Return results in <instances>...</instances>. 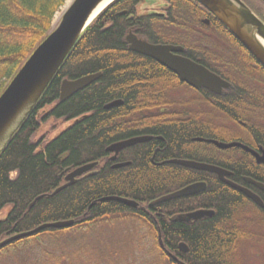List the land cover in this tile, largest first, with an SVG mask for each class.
I'll list each match as a JSON object with an SVG mask.
<instances>
[{
	"label": "trees",
	"instance_id": "trees-1",
	"mask_svg": "<svg viewBox=\"0 0 264 264\" xmlns=\"http://www.w3.org/2000/svg\"><path fill=\"white\" fill-rule=\"evenodd\" d=\"M64 1L0 0V93L50 31L51 19ZM143 1L147 0H114L96 15L0 151V209L11 206L0 220V241L44 223L73 220L69 227H49L15 240L1 247L0 254L23 244L39 245L45 238H57L60 247L69 246L78 234L87 236L97 227L134 220L146 226L153 236L159 264H181L180 261L236 264L237 241L246 238V233L239 235L233 217L241 206H247L243 196L219 182L212 173L174 164L157 166L150 158L157 144L165 148L164 157L184 154L182 147L188 144L191 135L218 140L245 139L238 135L227 139L206 128L196 129L191 121L171 122L167 120L171 115L158 113L159 107L173 99L171 92L187 84L153 59L129 50L126 36L131 32L152 43L180 44L185 55L196 57L211 71L228 78L236 97L224 98L210 92H205V96L209 101L230 104L226 108H214L224 113L220 119L244 121L249 131L262 126L258 113L264 112V106L254 104L258 101L244 105L248 99L242 97L241 87L254 92V80L259 74L264 78V67L196 0H163L166 6L162 11L138 14L136 6ZM258 8L264 13L263 8ZM258 8L256 12L262 17ZM205 18L209 19V25L203 22ZM206 38H214L208 46L213 53L201 47ZM218 38L222 46H218ZM206 55L215 57L221 67L203 62L201 57ZM94 73H100L96 80L59 100L62 80ZM115 100L121 103L105 108ZM50 118L76 120L51 140L43 144L34 141V133ZM141 135H151L152 139L121 150L115 162L129 164L112 167L114 162L106 148ZM92 162H97L92 169L94 174L81 175L71 185L52 193L65 183L68 172ZM213 164L234 170L236 177L242 174L264 182L262 175L254 172L253 165L230 161ZM192 179L209 182L202 196L188 203L167 197L168 192ZM106 196L127 198L138 205L131 207L115 200H101ZM196 203L213 208V215L191 225L184 219L169 218L185 215L183 212ZM159 209L164 215L154 218L151 213ZM158 233L164 249L159 245ZM179 243L185 244L187 251L180 250ZM45 251L50 253L48 264L59 259L60 250ZM67 255L61 252L63 264H73Z\"/></svg>",
	"mask_w": 264,
	"mask_h": 264
},
{
	"label": "water",
	"instance_id": "water-1",
	"mask_svg": "<svg viewBox=\"0 0 264 264\" xmlns=\"http://www.w3.org/2000/svg\"><path fill=\"white\" fill-rule=\"evenodd\" d=\"M103 0H72L62 11L58 23L51 27L47 35L33 49L30 55L25 59L15 74L9 79L6 86L0 93V151L4 148L12 135L15 133L27 113L36 104L45 88L66 59L72 48L79 40L81 34L86 27L96 17V15L104 9L102 8L95 16L91 15L95 8ZM210 14H212L240 43V45L249 52L252 57L264 67V22L241 0H196ZM264 4V0H261ZM204 23L208 20L203 19ZM128 49L147 56L169 71L173 72L180 81L187 85L199 89L219 93L221 88L229 87V83L221 79L218 75L211 72L203 65L196 63L186 57L179 55L182 47L164 44H150L143 39L138 38L129 32L126 36ZM100 73L89 74L73 80L64 79L60 85L59 100L63 101L79 89L89 85L99 77ZM120 100L112 101L105 105V108L120 104ZM151 139L150 135H141L124 140H120L110 144L106 151L113 153L111 159L125 147L135 143L144 142ZM214 143L218 148L226 149L229 147H241L245 151L250 152L256 157L257 162L264 164V153L258 155L249 147L239 142H219L216 140H208ZM168 162L188 166L195 169L206 170L215 173L220 179L229 185L241 189L245 194L260 204V200L244 188H240L234 183L224 179L228 174L225 169L218 166L195 163L192 161L171 159ZM97 162L84 164L76 167L65 176V183L56 188L52 193L55 194L61 189L71 185L74 180L83 173L92 175V170ZM127 163H116L112 167H121ZM247 181L254 183L264 190V185L256 183L246 178ZM181 190L173 193L171 196L176 197L183 195ZM101 200H115L125 205L136 207L138 203L134 200L121 198L117 196H106ZM210 210H198L187 213L185 216H177L180 219H198L204 215H210ZM73 220H60L41 224L31 230L20 232L9 236L0 241V248L23 237L29 236L45 228H64L69 227ZM160 247H163L160 235H158ZM180 249L186 250L183 243L179 244ZM170 255V254H168ZM171 256V255H170ZM173 258V257H172Z\"/></svg>",
	"mask_w": 264,
	"mask_h": 264
},
{
	"label": "flooded vegetation",
	"instance_id": "flooded-vegetation-1",
	"mask_svg": "<svg viewBox=\"0 0 264 264\" xmlns=\"http://www.w3.org/2000/svg\"><path fill=\"white\" fill-rule=\"evenodd\" d=\"M241 1H243L264 22V19L256 12V10L259 6L261 8L262 7L264 8V4L261 0H241ZM205 19L208 20V23H205V24L209 25V19L208 18H205ZM213 40H214V38H213ZM213 40L210 38L204 39L205 42L203 41V46L201 45L202 49L206 48L207 50H209V47H208L210 45L209 41H213ZM145 41L150 43V44H164V45L180 46V47H182V51L178 53L179 55L186 57V58H188V59H190L196 63H199V64H201L207 68V65H204V64L198 62L197 61L198 59L196 57H192V56L188 57L187 55H185L184 54L185 48L180 44L152 43V42H149L147 40H145ZM217 41L219 42L218 46L223 45L221 39L218 38ZM191 47H193V46L191 45ZM209 51L212 52L211 50H209ZM201 60L203 62H207L208 64L215 65L217 67H221V65L216 61L215 57L212 58V57H209L208 55H206L204 58L201 57ZM211 72H213V71H211ZM213 73L216 74L217 72H213ZM257 74H259V73H257ZM216 75H218L221 79H223L224 81L229 83V87L221 88L219 93H213V92L206 90L205 88L195 89L189 85H187V86L185 85V86H183V88H180L178 90L171 92L173 99L168 104L162 105V107H159L158 113H164L165 112L168 114V116L171 115L170 118L167 117V120L171 121V122L172 121L173 122L174 121H177V122L178 121H182V122L191 121L194 123L193 125L195 126L196 129L201 130L202 128L203 129L206 128L207 131L223 135L227 139H231L232 136L238 135V136H242L245 140L244 141H239V140H235V139L218 140L216 138L205 137L202 135H191L189 137L188 144H186V145H184V147H182V151L184 154L174 156V157L173 156L172 157H169V156L164 157L163 153L165 152L164 151L165 148H163L161 146V144H157V145H155V147L152 150V153H151L152 155H151L150 161L157 166H161L163 164H174V165H177V166L182 167L184 169L186 168V169L193 170V171L209 172L206 170L195 169V168H191L188 166L179 165L176 163H170L168 161L171 159H179V160L192 161L195 163H204V164L214 165V166H218L220 168L225 169V171H227L228 174L223 177L224 179L234 183L235 185H237L240 188H244V189L248 190L250 193L255 195L260 200V204H259L256 201H254L252 198L248 197L243 190L229 185L224 180L220 179L215 173L209 172V173L214 174L215 177L217 178V180H219V182L225 184L229 188L240 193L243 196V198L246 200L247 206L246 207L241 206L239 208V210L234 214V217H233L234 218L233 220L236 223L235 226L238 229L239 235L246 233V235H245L246 238L239 239L237 241L236 249H237V251H240L241 248L242 249L246 248L247 250H250L249 245L248 244L245 245L246 242H248L250 244V246H252V247H254L255 244L258 245V242H259L260 243L259 247L261 248V250L259 252H262V251H264V190L261 189L260 187H258L257 185H255L254 183L247 181L246 178H249L256 183H260L263 185H264V182L261 181L260 179L258 180V178H251L249 176H244L242 174H238V176L236 177L234 174V170H231L229 168H225V167L219 166L217 164H213V163L230 161L233 163L235 162V164L238 162H241V164L243 163V164L253 165L252 167L254 169V172L257 175H260V176L262 175V178H264V164L257 162L256 157L253 154L245 151L241 147H229L226 149H221V148H218L214 143H212L208 140H216L219 142H227V143L228 142H239V143L249 147L251 150L256 152L258 155H262V153H264V139H263V137H264V112L258 113V116H260V119H261L259 121V123H261V125L263 127L261 126L260 129L257 128V129H252L250 131L246 127V122H244V121L236 120L233 122V121H230L224 117L221 118V119H223V120H221L220 117L223 116L224 113L222 111L215 110L214 108L215 107L226 108L230 104H228L226 102L209 101V98L205 96V92H210V93L215 94V95H220V96H223L224 98L227 96L228 97H236V96L233 92H231L232 89H234V86L231 83V81L228 78L223 77L218 73ZM254 82L256 83V86H255L256 88L254 89V92L247 91V90H245V88L241 87L242 97L248 99V101L244 102V105H250L251 101H254V102L258 101V103H254V102H252V103H254L255 105H258V106H260V105L264 106V78L259 74V75H257V78L254 80ZM180 90H184L185 92H187L188 96L177 95V93ZM250 92H252V93H250ZM238 97H241V96L238 95ZM164 106H166V107H164ZM209 108L212 110H210ZM225 121L229 122L230 124L232 123V125H234V126H226ZM198 126H199V128H198ZM209 126L212 128H209ZM230 127H237L238 130L240 131V133H234V134H230V135L226 136L225 134L227 133V131L229 130ZM251 135H253V136H251ZM133 137H135V136H133ZM261 137H262V139H261ZM129 138H131V137H129ZM155 138H157L158 140L162 139L160 136H155ZM151 139H152V136H151ZM151 139H149V140H151ZM207 145L212 146V149L207 147ZM232 150H237V152L236 151L232 152ZM223 151H225V154L221 153ZM157 152H159V153H157ZM118 153L116 154L114 159H111V157L113 156V153L109 152V158L112 162H114L113 165L116 163H119V162H115L117 159ZM219 153H221V154H219ZM207 161H211L213 163H208ZM120 163L129 164L128 161L127 162H120ZM90 171H93V170H90ZM88 172L89 171H87L86 173H88ZM86 173H83L82 175H84ZM208 185H209V182L204 180V179H192L186 185H183V186L177 188V190H174L173 192H168V195L171 196L175 192H179L181 190H187L186 192H183L184 193L183 195H178L176 197H173L172 200L175 199L177 201V200L182 199L186 203H188V202H191V201L195 200L196 198H199L200 196H202V194L206 191ZM179 196H182V197L180 198ZM148 206H150V205H148ZM141 207L143 208L144 206L141 205ZM198 210H210V211H212V214H210V216L213 215V213H214L213 208H208L207 206H203L201 204L196 203L194 206H190L189 210H186L187 212H183V214L186 215L187 213H191V212L198 211ZM159 211H160V209H159ZM159 211L155 210L153 213H151V215L154 214V218H155V215L156 216H158L160 214L164 215L163 213H161V211L160 212ZM179 215L180 214H178L176 216L174 215L175 217L170 216L169 218H171V220H173V221H176L175 218H177V216H179ZM185 215H181V216L183 217ZM207 216H209V215H204L198 219H188V220L184 219V220H186L184 222L191 225V224H193L192 222H195V223L201 222V220H203ZM158 235H160V237H161L160 233H158ZM178 247H179V245H178ZM162 249H164V245H163ZM187 249H188V247H186V250H182V249H180V250L187 251ZM168 254H170L171 257H173V259H176V257L173 256L171 253L168 252ZM179 263L183 264V262H181V261ZM236 264H248V263L236 261ZM259 264H264V259L261 260V262Z\"/></svg>",
	"mask_w": 264,
	"mask_h": 264
},
{
	"label": "rangeland",
	"instance_id": "rangeland-1",
	"mask_svg": "<svg viewBox=\"0 0 264 264\" xmlns=\"http://www.w3.org/2000/svg\"><path fill=\"white\" fill-rule=\"evenodd\" d=\"M71 1L65 0L64 4L55 12L51 19V27L58 23L62 11ZM165 6L166 3L163 0H147L136 6V12L138 14L157 13L160 10L162 11ZM258 11L263 18L264 13L259 8ZM177 95L188 96L184 90H180ZM75 120L50 118L40 125L32 139L34 141L40 140L43 144L73 124ZM225 122L226 126H234L232 123ZM234 133H240V131L237 127H230L225 135L228 136ZM207 147L212 149L210 145H207ZM234 151L237 152V150H232V152ZM221 153L225 154V151ZM10 207V205H6L0 209V220L7 215ZM83 237H85L84 240ZM58 240L57 238H45L39 245L23 244L18 248L9 249L0 254V264H48L47 257L50 253L45 251L46 249L60 250V255L57 256L59 259H52L51 264H63L61 252L65 256L68 254L67 258H71L73 264H159L154 252L153 236L150 235L146 226L134 220H122L107 228L97 227L87 236L78 234L75 242L70 243L69 246L60 247ZM246 244L249 245L250 250L241 248L238 254L235 255L238 259L237 262L259 264L264 259V251L259 252L261 250L260 243L258 242V245L255 244L254 247L250 246L248 242ZM81 246H84L85 249L77 250ZM58 253L56 252L57 255ZM73 253H77L75 257L72 255Z\"/></svg>",
	"mask_w": 264,
	"mask_h": 264
},
{
	"label": "bare ground",
	"instance_id": "bare-ground-1",
	"mask_svg": "<svg viewBox=\"0 0 264 264\" xmlns=\"http://www.w3.org/2000/svg\"><path fill=\"white\" fill-rule=\"evenodd\" d=\"M111 0H103L96 8L95 10L93 11L92 15H91V18L93 16H95L102 8H104ZM263 46H264V43L262 42Z\"/></svg>",
	"mask_w": 264,
	"mask_h": 264
}]
</instances>
